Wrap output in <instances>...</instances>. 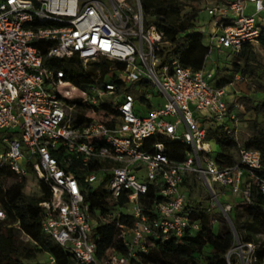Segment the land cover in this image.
<instances>
[{"label":"built area","instance_id":"2783aa9c","mask_svg":"<svg viewBox=\"0 0 264 264\" xmlns=\"http://www.w3.org/2000/svg\"><path fill=\"white\" fill-rule=\"evenodd\" d=\"M134 2L0 0V170L34 175L39 191L46 185L43 230L77 264H134L156 241L200 231L194 178L210 194L213 226L215 213L226 217L239 204L264 212L263 154L243 144L252 119L245 104L227 99L208 66L185 67L165 50L164 31ZM204 8L212 51L258 47L264 0H205ZM72 58L84 73L107 66L80 84L55 64ZM219 139L238 142L234 164L217 161ZM167 141L185 145L182 160L170 157ZM88 184L107 202H127L102 214L87 200ZM7 217L0 200V222ZM113 221L128 252L110 246L98 257L95 228ZM259 245L235 237L227 264H255Z\"/></svg>","mask_w":264,"mask_h":264},{"label":"trees","instance_id":"16d2710c","mask_svg":"<svg viewBox=\"0 0 264 264\" xmlns=\"http://www.w3.org/2000/svg\"><path fill=\"white\" fill-rule=\"evenodd\" d=\"M200 0H142L146 23L154 22L164 33L165 50H169L177 57L185 67L201 69L212 52L210 46L204 42V35L198 32H188L197 26L199 10L195 5ZM188 9V10H186ZM257 48L264 49V29L259 37ZM244 59L246 64L242 66L235 63V73L243 72L249 75L251 81L248 90L264 93V66L258 57L256 48L244 45L237 54ZM56 66L63 69L69 77L77 83L92 81L97 75V68L102 69L106 64L97 63L84 73L75 58L65 62H55ZM261 69V70H260ZM221 82V81H220ZM240 100L246 103V110L253 111L256 117L248 123L249 136H245L243 144L258 148L262 151L264 161V133L261 129L263 123L259 116L264 118V99L254 103L253 99L243 96ZM215 135V134H214ZM170 157L182 160L187 148L181 143L167 141ZM217 161L222 164H234L239 144L234 139L218 140ZM190 178V177H189ZM0 200L7 211L8 217L0 222V264H27L24 259L34 258L39 252H48L54 256L56 264H77L72 254L56 244L42 227V208L40 202L50 197V191L45 184H41V194L31 195L25 191L28 178L22 180L9 168L0 170ZM192 187L190 186V195ZM87 200L92 201L93 207L102 208V214L113 205H124L127 196L123 195L116 201L107 202L105 194L99 192L97 187L86 186ZM149 195L154 197L152 188ZM255 198V197H254ZM257 200L259 198L256 196ZM199 211L195 215L201 220V230H187L182 237H170L165 241L156 243L146 251L141 252L134 264H227L226 253L235 242V234L222 215L223 221L218 233H214L210 222L209 210L197 203ZM230 217L236 228L238 237L247 242L260 243L257 250V262L264 264V212L257 204H239L230 211ZM121 221L130 225L132 218L121 216ZM28 236V240L22 235ZM97 242V255L102 257L110 246L116 250L127 253V247L119 238V230L116 221L98 224L95 228ZM65 261H62L63 257ZM235 264V262H233Z\"/></svg>","mask_w":264,"mask_h":264},{"label":"rangeland","instance_id":"374dc122","mask_svg":"<svg viewBox=\"0 0 264 264\" xmlns=\"http://www.w3.org/2000/svg\"><path fill=\"white\" fill-rule=\"evenodd\" d=\"M130 3L134 4L135 0H128ZM251 9H249V12H253L252 8V3L248 2ZM199 10V15L197 19V26L202 30L203 35H204V40L208 43V34L209 30L211 29V24H212V19L211 16L208 14L207 10L204 8V0H200L195 3ZM188 10V9H186ZM256 51L258 53V57L261 61V64L264 66V49L261 48H256ZM212 57L207 60L205 63L206 66H211L212 65H217V76L218 80H220L222 83L223 82H228V81H234V82H239V83H246L248 84L251 81V77L249 75H243V72L240 71V76L241 78L239 80L235 79V63H238L242 66V68L245 66L246 62L244 59L240 58L237 54L229 51V50H213L211 53ZM261 70V69H260ZM261 82L264 84V78L261 79ZM250 91V90H248ZM252 92L251 95H246L247 97H250L253 99L254 103L261 102L264 99V93L262 92H255L251 90ZM242 101V100H241ZM245 106L246 103L242 101ZM250 118H255L254 112L252 111L251 115H249ZM260 119H262V116H259ZM218 124H214V126H217ZM6 132H1L0 133V141L2 140L3 136L5 135ZM245 135V134H244ZM213 146L216 148V144L213 141ZM29 183L27 185V188H25V191L28 194L31 195H40L41 192L39 191V188L37 186V180L34 175H29L28 176ZM190 185L192 187L191 191V198L192 200L199 201L201 202L202 206H207L209 205L211 201L210 194L208 193L207 188L203 184V182L198 179L194 178L190 181ZM225 199H229V196ZM218 213H215V217L217 222L214 223L213 226V231L214 233H218L220 226L222 224L223 218L222 215ZM112 216L114 213H111ZM66 257L64 256L62 258V261H65ZM24 261L27 264H51L50 260V255L48 252H39L34 258L31 259H24ZM60 264H63L61 261L59 262ZM140 264V263H138Z\"/></svg>","mask_w":264,"mask_h":264},{"label":"crops","instance_id":"0c3cea01","mask_svg":"<svg viewBox=\"0 0 264 264\" xmlns=\"http://www.w3.org/2000/svg\"><path fill=\"white\" fill-rule=\"evenodd\" d=\"M217 1H220V0H217ZM204 4H205V0H204ZM204 42L207 44V42L204 40ZM211 56H208L207 60L210 59ZM206 60V62H207ZM208 68L212 69L215 73V76H216V80L218 81V83L223 86L226 91H227V99L232 102L233 100L237 99V98H241L243 96H246V95H251L252 92L248 91V87L246 83H239V82H234V81H228V82H220V80H218V76H217V65H212L211 66H208ZM241 78L240 76V72H236L235 74V79L236 80H239ZM254 91V90H253ZM251 111H249V115H251ZM254 116L256 117V114L254 113ZM250 117V116H249ZM253 119V118H252ZM28 183H29V179H28ZM27 183V185H28ZM27 188V186H26Z\"/></svg>","mask_w":264,"mask_h":264},{"label":"water","instance_id":"95a60500","mask_svg":"<svg viewBox=\"0 0 264 264\" xmlns=\"http://www.w3.org/2000/svg\"><path fill=\"white\" fill-rule=\"evenodd\" d=\"M225 215H226V218H227L228 223L230 224V226H231V228H232V230H233V232H234V234H235V237H238V234H237V232H236V228H235V226H234V223H233V221H232L230 215H229L228 213H225Z\"/></svg>","mask_w":264,"mask_h":264}]
</instances>
